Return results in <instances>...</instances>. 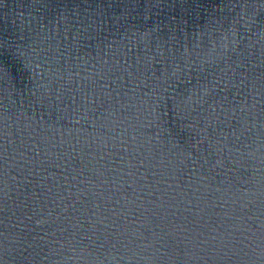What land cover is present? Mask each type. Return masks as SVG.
I'll return each instance as SVG.
<instances>
[{
  "label": "water",
  "instance_id": "1",
  "mask_svg": "<svg viewBox=\"0 0 264 264\" xmlns=\"http://www.w3.org/2000/svg\"><path fill=\"white\" fill-rule=\"evenodd\" d=\"M0 264H264V0H0Z\"/></svg>",
  "mask_w": 264,
  "mask_h": 264
}]
</instances>
